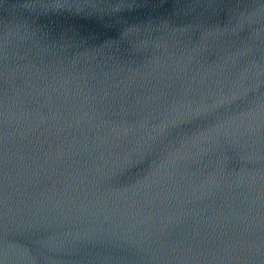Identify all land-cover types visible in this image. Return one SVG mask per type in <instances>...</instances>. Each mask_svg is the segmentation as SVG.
Returning a JSON list of instances; mask_svg holds the SVG:
<instances>
[{"label":"water","instance_id":"1","mask_svg":"<svg viewBox=\"0 0 264 264\" xmlns=\"http://www.w3.org/2000/svg\"><path fill=\"white\" fill-rule=\"evenodd\" d=\"M0 264H264V0H0Z\"/></svg>","mask_w":264,"mask_h":264}]
</instances>
